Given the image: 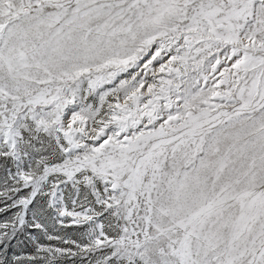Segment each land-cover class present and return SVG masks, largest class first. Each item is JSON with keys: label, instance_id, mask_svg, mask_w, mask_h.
Segmentation results:
<instances>
[{"label": "snow or ice", "instance_id": "6c2138e0", "mask_svg": "<svg viewBox=\"0 0 264 264\" xmlns=\"http://www.w3.org/2000/svg\"><path fill=\"white\" fill-rule=\"evenodd\" d=\"M0 264H264V0H0Z\"/></svg>", "mask_w": 264, "mask_h": 264}]
</instances>
